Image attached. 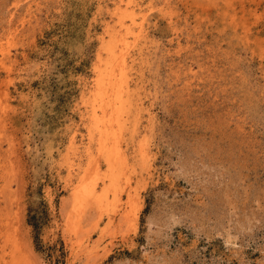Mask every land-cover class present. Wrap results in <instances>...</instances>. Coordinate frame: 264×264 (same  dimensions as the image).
Returning a JSON list of instances; mask_svg holds the SVG:
<instances>
[{"label": "rangeland", "instance_id": "374dc122", "mask_svg": "<svg viewBox=\"0 0 264 264\" xmlns=\"http://www.w3.org/2000/svg\"><path fill=\"white\" fill-rule=\"evenodd\" d=\"M0 264H264V0H0Z\"/></svg>", "mask_w": 264, "mask_h": 264}, {"label": "bare ground", "instance_id": "6f19581e", "mask_svg": "<svg viewBox=\"0 0 264 264\" xmlns=\"http://www.w3.org/2000/svg\"><path fill=\"white\" fill-rule=\"evenodd\" d=\"M130 5H131V2H127L126 3V5H125V7H126V10L127 9H131V7H130ZM130 13V12H129ZM130 22H131V24L130 25H133L134 26V24H135V16L133 15V12H131V14H130ZM127 27H129V26H127ZM130 29V28H129ZM128 31V30H127ZM129 32V31H128ZM120 70H122L121 68L123 67V65H124V61L123 60H121L120 61ZM102 76V75H101ZM96 88V87H95ZM99 95V94H98ZM99 117V116H98ZM95 119V118H94ZM100 120V119H99ZM95 122H97V120L95 121ZM96 124V123H95ZM98 128V127H97ZM100 130V129H99ZM95 188V187H94ZM77 190V189H76ZM82 192V191H81ZM77 193H78V191H77Z\"/></svg>", "mask_w": 264, "mask_h": 264}]
</instances>
